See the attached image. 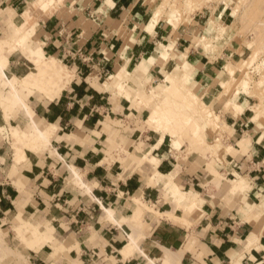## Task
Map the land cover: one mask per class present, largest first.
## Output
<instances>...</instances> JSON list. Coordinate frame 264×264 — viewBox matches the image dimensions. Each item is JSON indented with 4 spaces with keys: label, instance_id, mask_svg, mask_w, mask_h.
<instances>
[{
    "label": "snow or ice",
    "instance_id": "obj_1",
    "mask_svg": "<svg viewBox=\"0 0 264 264\" xmlns=\"http://www.w3.org/2000/svg\"><path fill=\"white\" fill-rule=\"evenodd\" d=\"M75 3L76 0H34L30 10L33 11L38 22L41 19L47 20L50 15L54 16L61 10H69L70 5ZM261 4L264 5V0H261ZM88 7H91L92 16L85 24L86 31L82 33L84 36L96 29L97 18H101V23L107 25L106 17L109 10L116 8L117 4L114 0H88V3L82 4L80 9L71 8V11H83ZM246 7V0L239 2L237 0H163V2L151 0L152 12L144 18L143 24L138 28L129 27L123 32V22H120L119 25L111 26L116 28V32L113 33L109 27H105L104 31L109 37L123 34V43L118 45V52L117 45L112 48L105 46L101 50L102 55H93L83 61L78 59L76 63L79 67H70L67 75V80L73 87L77 80L83 82L82 76H88L87 86L94 93L103 94L111 101V106L108 107L109 115L119 112L124 101H127L126 110L130 107L133 113H143L139 124L146 135L137 132V135H141V140L136 145L135 153L140 159V165L145 173L144 180L147 183L152 186L161 183L157 180L156 170L162 159H168L167 156L160 157L161 151L169 152L178 160L187 152L195 153L189 164L192 160H196L197 156L199 157L195 171L202 170L206 173L205 179L208 183L205 188L208 191L184 192L180 198L182 204L186 202V215L182 221H176L172 216L160 218L169 223H180L181 227L189 229L190 233L193 230L199 231L203 226L200 220L204 217L199 208L207 202L209 191L219 189L216 192L218 198L229 200L230 197H235L236 201H240L241 196L253 187L252 180L246 175L247 168L255 167L256 161H259L261 172L264 173V68H261L257 75L254 67L257 63L255 59L237 65L225 51L230 40L235 44L247 34L248 18L242 11ZM201 9L205 10L207 24L204 20H200L199 25H196L193 23V17H198ZM208 9L216 10L210 19ZM226 14L232 17L234 27L231 30L225 27L222 19ZM32 27L35 25L28 29L29 36L40 39L41 37L36 36L32 31ZM107 43L112 41H107L106 45ZM246 48L252 49L253 45L247 44ZM39 51L38 47L35 48L34 55L39 54ZM72 51L74 52L75 49ZM140 52H144V55H139ZM221 53L226 59L221 57ZM261 60H264V55L261 56ZM211 66L215 67V72L212 71ZM80 69H83V73ZM6 71V66L0 65V73ZM206 74L211 77L207 82L202 79ZM204 86L210 91L206 93ZM257 88L260 90V105L248 110L250 104L256 103L250 97ZM165 94L175 96V102L171 105L164 103ZM42 99L47 104L54 101L55 97L47 96ZM20 117L24 118L33 131L39 124L40 139L45 149H50V142L55 144L60 140L73 145H82L85 150L95 151L99 147L95 138L109 127V122L104 120L103 125L98 127L96 132L86 134V126L80 119L73 121L71 125L70 130L74 135L60 136L58 134L62 128L60 122L49 125L40 121L32 111V101L22 95L17 97L13 114L7 116V119ZM249 117H251L250 124ZM7 130L8 126L5 124V127L0 129V135L6 133L9 137L20 135L19 132L8 133ZM169 141H171L170 145ZM94 144L96 148L93 147ZM51 154L56 156L55 151ZM96 160L105 168L115 162L107 152L104 153L103 159L97 155ZM241 164L245 165V171L240 172L234 179L226 181L225 176L232 167ZM17 166H27L22 155H18L14 169ZM182 167L186 173L191 172L194 178L195 172L188 165ZM136 171V166L125 167L111 183L115 185L128 181L129 176ZM71 172L74 182L79 187H87L89 191L92 188H99V184L95 183L86 185L82 180V173L77 169L73 168ZM16 175L18 170L13 172V178ZM179 175V172H174L167 181H163L162 202L170 199V194H180V189L175 188V184L181 183L177 179ZM187 179L185 175L184 180ZM27 187L23 186L22 191H26ZM260 194L264 199V188L260 189ZM26 202L24 198L18 200L16 210L13 212L14 218H6V223L0 225V228L10 233L9 243L12 235H15L25 247L33 248L36 245L31 237L51 234L55 229L51 223H48L52 217L47 215L25 223L28 220L23 213ZM135 203L138 206L137 226L143 227L141 219L145 206L141 204L139 198ZM99 207L103 209L100 223L108 225L125 223L120 219L118 209L107 208L104 205ZM261 216L264 217V213H261ZM237 220L239 223H244L240 217H237ZM92 223L96 224L95 220ZM239 223L236 225L237 228ZM9 224L12 225L11 228L8 227ZM59 227L65 228V225ZM85 237L90 247L102 248L98 233L91 227L84 229L83 235L77 234L75 238L69 239L68 243L72 247H77L76 241L79 240L84 244ZM253 252L259 253V264H264V220L261 228L249 236L247 241L237 242L231 260L225 259L224 264H251ZM120 255L123 260H113L111 264H129V262L150 264L145 252L141 251L136 241H131ZM133 257L140 259H130ZM48 264H60V261L53 257L49 259Z\"/></svg>",
    "mask_w": 264,
    "mask_h": 264
},
{
    "label": "crops",
    "instance_id": "obj_2",
    "mask_svg": "<svg viewBox=\"0 0 264 264\" xmlns=\"http://www.w3.org/2000/svg\"><path fill=\"white\" fill-rule=\"evenodd\" d=\"M33 2L34 0H0V30L9 20L16 21L22 18L27 7ZM114 2L117 7L109 10L106 17L108 24H102L101 18H97L96 29L84 36L82 33L86 31L85 24L92 16V10L88 7L83 11H71V8L80 9L82 4L88 3V0H76L75 4L70 5L69 10H61L56 15L49 16L47 20L41 19L37 22L36 33L41 37L37 42L42 44L47 56L56 57L69 69L79 67L76 63L78 59L83 61L93 55H102L101 50L105 46L112 48L117 45L118 52V45L123 43V34L109 37L104 31L105 27H109L113 33L116 32V28L111 26L119 25L120 22H123V32L129 27L138 28L143 24L144 18L152 12V8L151 1L148 0H114ZM229 16L226 14L222 17L226 26L232 25L227 23ZM109 40L112 43L106 45ZM72 49L75 51L73 52ZM225 51L234 63H238L236 57L244 52V47L231 42V47H227ZM139 55H144V52H140ZM221 57L226 59L223 53ZM20 64V61L9 60V71L20 75L22 73ZM211 67L215 72V67ZM80 71L83 73V69ZM202 79L207 82L211 77L206 74ZM82 80L83 82L77 80L74 87L68 83L54 101L47 104L43 100L36 101L33 109L40 121L49 125L60 122L62 125L58 133L60 136L74 135L70 130L73 121L82 119L87 134L96 132L97 128L103 125V121L107 120L109 122L107 131L95 138L99 147L96 148L94 144L95 151L85 150L82 145L57 140L55 144L50 142L51 150L44 148L40 152H33L23 169L17 166L18 175L15 178H13V167L9 172H0V225L6 223V218H14L13 212L16 210L17 201L21 198L27 201L23 210L31 220L45 215L52 217L48 223H51L55 231L40 247L28 249L30 263L48 264L49 259L53 257L58 258L60 264H111L113 260L122 261L123 257L120 253L130 243L129 237L134 231L130 219L133 218V211L136 208V203L133 201L135 197L139 199L141 197L152 211H146L145 208L146 213H143L141 219L142 225L148 232L146 233L143 227L139 231H134L138 237V246L145 252L150 264H164L166 252H170L174 258L178 257L180 264H224L225 259L231 260L237 242L247 241L249 236L261 228L264 220L261 216V213H264L262 207L264 199L260 194V189L264 188V173L261 172L259 161H256L255 167L247 168L246 175L252 180L253 187L241 196L240 201H236L235 197H230L229 200L218 198L216 192L219 189L209 191L207 202L199 208L204 217L200 220L203 226L199 231L193 230L190 233L189 229L181 227L180 223L161 220V217L166 216H172L176 221L183 220L186 215V202L182 204L180 200L183 192L208 191L205 188L208 183L205 179L206 173L202 170L195 171L199 157L197 156V159L189 164L195 153L183 155L178 160L169 152L161 151L160 157H168L167 160H161L156 170L157 180L161 183L156 186L147 183L144 180L145 173L140 165V159L135 153L136 145L141 140V135H137V132L146 135L139 124L143 113H133L130 107L126 110L127 101H124L119 112L109 115L108 107L111 106V101L103 94L94 93L87 86L88 76H82ZM53 117L55 119H51ZM248 123H251V117ZM0 149L4 147L0 145ZM52 151L57 153L55 157L51 154ZM105 152L115 161L108 168L101 166L96 160L97 155L103 159ZM183 165H188L195 172L194 178L191 172L184 171ZM133 166L137 167V171L129 176L128 181L115 185L111 183L125 167ZM1 168L3 166L0 162ZM73 168L82 173V180L86 185L95 183L99 184V188H92L89 191L87 187H79L72 176ZM242 171H245V165L233 166L225 176V180L234 179ZM174 172L180 173L177 179L181 183L175 184V188L180 189V195L170 194L171 198L162 202L163 181H167V176L171 177ZM185 175L188 177L186 181ZM19 183L21 186L18 185ZM25 185L28 186L27 190L22 191ZM100 204L107 208L118 209L119 216H122L120 219L128 221L122 224L117 222L115 225L100 223L103 215ZM237 217H240L244 223H239ZM93 220L96 224L92 223ZM146 222L148 223L145 224ZM238 223L239 228L236 227ZM59 225H65L67 231ZM10 226L9 224L8 227ZM90 227L98 233L102 248L90 247L86 242L87 237L84 238V244L77 240V247H72L68 243L69 239L75 238L77 234L83 235L84 229ZM258 257L259 253L253 252L251 264H259Z\"/></svg>",
    "mask_w": 264,
    "mask_h": 264
},
{
    "label": "rangeland",
    "instance_id": "obj_3",
    "mask_svg": "<svg viewBox=\"0 0 264 264\" xmlns=\"http://www.w3.org/2000/svg\"><path fill=\"white\" fill-rule=\"evenodd\" d=\"M161 2H163V0H161ZM237 2H239V0H237ZM246 4H247L246 9L242 11L243 14L246 15L248 18V24L246 25L247 34L239 42L236 43L237 46L239 45L244 47V52L240 56L236 57L238 63L235 62V64L240 65L245 63V61L251 62L253 59H255L257 63L254 65V67L256 69V74L258 75L260 73L261 68H264V60H261V56L264 55V51H262V49H264V22H262V17H264V5L261 4V0H246ZM215 11H216L215 9H208V13H209L208 18L209 17L211 18V15L214 14ZM204 12L205 10L201 9L199 16L193 17L194 24L199 25L200 20H204L205 23L207 24L206 22L207 20L205 19ZM31 13L32 15L27 19L29 21V23L27 21L28 23L27 25H23L22 18H18L16 21L9 20L8 24L0 30V38L11 37V39L16 40L17 38L16 36H19L18 38L19 41L24 38L25 43L32 48H35L38 45H42L41 43L37 42L38 39H34L33 37L29 36L28 29L32 25H35V27H32V31L37 36L36 29L38 23L35 19V16H33V11H31ZM227 23L228 24L232 23L231 15L228 17ZM18 25L20 26L21 31L16 30ZM233 27H234L233 23L232 25L227 26L229 30H231ZM14 32H16L17 35ZM231 42H232L231 40L228 42V47H231ZM247 44H252L253 48L247 49L246 48ZM5 53H6L5 55L9 56V60H11V62L13 61L21 62L20 67L22 73L20 75L12 73L9 71L10 70L9 67L6 71L8 73V76H6V72L0 73V121H2L0 122V129L4 128L5 124H7L8 133L19 132L20 135L11 136V137H9L7 133L5 135H0V145L4 147V149H0V162L2 163L3 166V168L0 169V172H9V169L11 167L17 165V161L15 160L16 155H14V153L16 154L15 145L21 147L23 151L25 150L23 152L25 155V157L23 158L24 161H28V159L32 156L33 152H40L44 150L41 140L32 141V142L31 141L24 142L22 140L23 138L22 132L24 130H26L29 133H34V131L28 126V123L25 122L24 118L20 117L19 119L14 118L11 120L7 119V116L13 114V106L15 105V102L13 100V94L11 93L12 91L11 87L13 84L16 85L20 95L32 101V109L36 101L43 100L42 96L38 93L35 94L26 93L22 86L24 80L21 75L31 70L32 67L35 66L37 67V63L35 60H34L35 62L33 60H29L28 55L26 57V55H24L23 52L20 50L14 53L5 51ZM45 57L50 58V56H47L46 53H45ZM56 60L60 64L65 65L57 58ZM204 91L207 93L210 91V89L205 87ZM165 97H166L164 101L165 103L167 101L173 103L175 102L176 99L175 96H172L170 94H165ZM250 99L256 101L255 105L252 104L249 105L250 110L254 107H259L261 102L259 88L255 89L254 95L250 97ZM21 125H23V127H21ZM35 146H37V148H35ZM191 153L192 152H187L185 156H188ZM20 168L23 169L24 167L22 168L19 166V169ZM16 169H18V167ZM16 169H14L13 167V171H16ZM18 185L21 186L20 183ZM123 221L126 222L128 220L124 219ZM130 221L133 223L132 226L134 231H139L142 229V227L137 226L136 214L135 216L133 215V218L130 219ZM11 227L12 225L9 228ZM134 231L132 232V234L135 236L136 234ZM9 235L10 233H7L2 228H0V264H10V262L11 264H31L28 258L29 248L25 247L23 243L17 240L15 235H12L11 243H9L8 242ZM33 248L37 249L36 247Z\"/></svg>",
    "mask_w": 264,
    "mask_h": 264
},
{
    "label": "bare ground",
    "instance_id": "obj_4",
    "mask_svg": "<svg viewBox=\"0 0 264 264\" xmlns=\"http://www.w3.org/2000/svg\"><path fill=\"white\" fill-rule=\"evenodd\" d=\"M30 5L27 7L26 11L22 15L23 25H27L29 23V21L27 19L32 15L31 10H30ZM252 9H253V7H252ZM249 14H250V12H249ZM27 21H28V23H27ZM225 27L227 28L226 25H225ZM16 30L17 31H21L19 25L17 26V29ZM14 33L17 35L16 32H14ZM16 37H17L16 40L11 39V37H9V38L8 37H6V38H0V65H4L8 69V66H9V63H8L9 56L8 55H5L6 54L5 51L10 52V53H14V52H16L18 50L22 51L23 54L26 55V57L28 55V59L29 60H33V61L35 60L36 63H37V67L36 66L35 67H32L31 70H29L28 72H26V73H24V74L21 75L23 77V80H24V83H23L22 86H23V89L25 90V92L28 93V94L29 93H34V94L35 93H38L42 97L54 96L55 99L58 98L60 96L62 90L69 83L68 80H67V75H68V72H69L68 67L66 65L60 64L56 60V58H54V57H51L50 56V58H46L45 57V52L43 51L41 45H38V46L35 47V48L38 47L40 49V51H39V54H35L34 55L35 48H32L29 45H27L25 43L24 38L19 41L18 40L19 36H16ZM262 37H263V35H262ZM14 41H16V42H14ZM6 76H8V73L7 72H6ZM11 89H12L11 93L13 94V100H14V102H16L17 97L18 96H21V95L19 94V91H18L16 85L13 84L12 87H11ZM166 104L171 105V104H173V102L167 101ZM32 111H33V113H34V115L36 117V114H35L34 109H32ZM39 128H40V126H39V124H37L36 127H35L34 133H29L26 130H24L22 132V137H23L22 140L24 142H26V141H28V142L31 141L32 142V141L41 140L40 139V130H39ZM15 147H16V149H15L16 150V154L14 153V155H16V159L15 160L17 161L18 155H22L23 158H24L25 155H24L23 152L25 150L23 151V149L21 147L16 146V145H15ZM35 148H37V146H35ZM51 157H52V155H51ZM166 175H168V174H166ZM167 178H169V177L167 176ZM136 199L137 198L135 197L133 201L135 202ZM140 201H141V204H143L145 206V208L148 209V206L146 205V202L144 203V201L141 199V197H140ZM151 204H153V203H151ZM137 209H138V206L136 205V208L134 209L135 212L133 211L134 216H135V214L137 216ZM23 213H24V210H23ZM24 215H25V213H24ZM30 220L31 219L28 218V220H26L25 223H28ZM147 223L148 222H146L145 224H147ZM145 227H146V225H145ZM149 227L150 226H148L147 228L149 229ZM143 229L145 230L144 226H143ZM145 231H146V233L148 232L147 230H145ZM149 231H150V229H149ZM45 233H47V229H45ZM50 238H51V234H47V235H45V234H38L37 236L31 237L33 243L36 245V248L40 247L44 241H46V240H48ZM129 238L131 239V241H136V243L138 245V240H137L138 237L136 238V235L134 236L131 233ZM127 246H125V248ZM163 262H164V264H180L179 258L178 257L177 258L172 257L170 252H166V256H165Z\"/></svg>",
    "mask_w": 264,
    "mask_h": 264
}]
</instances>
